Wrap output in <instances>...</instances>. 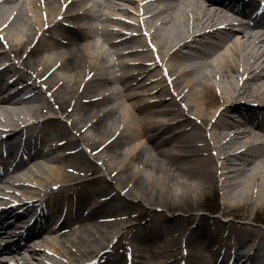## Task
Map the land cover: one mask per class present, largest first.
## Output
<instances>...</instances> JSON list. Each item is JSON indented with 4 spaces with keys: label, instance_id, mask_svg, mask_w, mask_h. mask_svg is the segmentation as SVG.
Returning <instances> with one entry per match:
<instances>
[{
    "label": "bare ground",
    "instance_id": "bare-ground-1",
    "mask_svg": "<svg viewBox=\"0 0 264 264\" xmlns=\"http://www.w3.org/2000/svg\"><path fill=\"white\" fill-rule=\"evenodd\" d=\"M127 4L136 5L133 14ZM240 23L212 0H0L2 64L13 55L26 72L12 62L13 77L30 74L36 86L19 101L32 80L23 89L0 83V137L45 131L36 146L44 159L1 189H24L20 200L37 201L28 211L45 199L53 214L48 222L36 220L41 229L51 227L32 244L11 249L13 264H97L103 246L124 236L136 243L135 257L113 253L103 264H264V231L256 219L264 213V32ZM67 24L80 32L67 33ZM124 80L140 88L113 85ZM43 114L49 119L29 123ZM242 116L246 124L233 122ZM51 136L63 148L50 146ZM82 144L97 154L101 169ZM58 149L64 154L49 160ZM127 181L128 196L162 207L142 227L130 223L143 213L132 212L117 188L107 193L102 186ZM208 200L226 208L224 219L187 214ZM231 212L241 214L231 218ZM190 222H197L191 230ZM17 229L9 242L26 236L24 227ZM9 242L0 245V264H11L1 253L19 245ZM241 248L247 250L242 261L235 251Z\"/></svg>",
    "mask_w": 264,
    "mask_h": 264
},
{
    "label": "rangeland",
    "instance_id": "rangeland-1",
    "mask_svg": "<svg viewBox=\"0 0 264 264\" xmlns=\"http://www.w3.org/2000/svg\"><path fill=\"white\" fill-rule=\"evenodd\" d=\"M128 6H129V9L131 10V14H133L134 12H135V8H136V5H130V4H127ZM133 16V15H132ZM135 16V15H134ZM135 17H137V16H135ZM66 30H68L67 31V33H70V32H73V33H76V32H80V31H74L75 29H72V28H67ZM72 34V33H71ZM99 36V35H98ZM22 53V55L25 57L26 56V53H24V52H21ZM10 58H12L13 59V55L12 56H10ZM2 60H4V57H1L0 58V61H2ZM113 85H115L116 87H118V89H125L127 86H129V87H136V88H140V85H138L137 83H116V84H113ZM139 86V87H138ZM143 86H144V84H143ZM108 88H110V87H108ZM114 90H111L110 92L112 93ZM102 92H105V91H103L102 90ZM110 92H109V94H110ZM100 93V92H99ZM135 93L136 94H141V93H143V91H141L140 89H138L137 91H135ZM126 95H130V94H133V92L132 91H127L126 93H125ZM113 95V94H112ZM85 96H88V95H85ZM84 96V100L86 99V100H89L88 98H86ZM115 103H116V101H115ZM115 103L113 104V105H115ZM56 110H58V108L56 107ZM233 122H234V120H233ZM236 122V121H235ZM66 124L68 125V126H70V121H66ZM78 134L77 133H73V137H75V136H77ZM76 138V137H75ZM107 138H105L104 140H106ZM162 141V140H161ZM160 140H159V143L161 142ZM102 144V143H101ZM157 144H158V142H157ZM105 152H106V154H110L109 153V151H108V149L107 150H105ZM90 156H92L93 157V159L94 160H90V161H92L93 163H94V166L95 167H97L98 169L100 168H102V166L100 165L101 164V161L100 160H98V158L96 157V154H92L91 153V155ZM94 177V176H93ZM129 184V181H127L126 182V184H124V185H121L122 187H120V185H115V186H117L118 188H120L122 191H123V189H124V194H127L126 193V191H128V189L130 188V186L128 185ZM103 186V185H102ZM104 187H106V189L108 190V192L107 193H111V191L113 190V188H112V185H110V186H108V185H106V186H104ZM19 191H21V192H24V189H22L21 190V188L19 187V188H17ZM26 190H35V189H33V188H28V189H26ZM127 200H129L128 201V203H130V204H132L131 206H132V212H134V213H136V214H138V213H143V214H147L145 217H141V219L140 220H137V219H134L133 220V222L132 223H135L136 225H135V227H138V226H143L144 225V223H146V222H148V220L152 217V216H154V214L155 213H160V210H162L161 208L162 207H160V206H151L150 204H148V203H142V202H140V199L139 198H137V197H135V196H127ZM225 209L226 208H224V206H222V205H217V202H216V200H208L206 203H205V205L202 207V208H200L199 210H194V211H187V214H198V216L200 217V216H204V218H206V219H210L209 221L210 222H212V219L211 218H213L214 216H216V217H221L222 216V214H224V211H225ZM211 211H218L217 213L218 214H214V215H212L210 212ZM178 212V211H177ZM181 213H183V212H186V211H180ZM175 213V212H174ZM167 214H171L170 213V211H167L166 212V215ZM231 215H233L234 217H239L240 216V214L241 213H236V212H231L230 213ZM185 217H187V216H185ZM256 219H257V221L262 225V230L264 231V213L263 214H257L256 215ZM102 224V223H101ZM131 224V223H130ZM183 224L182 223H178V224H176L175 226H172V227H170V229L171 230H173V229H175V228H179V227H181ZM196 225H197V222L195 223V222H190L189 223V225H188V228H189V230H191V229H193L194 227H196ZM113 228V227H112ZM117 228V226H114V228L113 229H111V230H114V229H116ZM125 231H126V229H125ZM125 231H123V232H125ZM200 240V239H199ZM108 241H109V239H108ZM108 241H106L105 243L107 244V242ZM129 240L127 239V236H124V237H116V238H114L113 240H112V242H109L108 244H109V246H107V245H105V246H103L104 248L105 247H110V245L111 246H115V247H117V249H121V248H123V249H125V247H126V243L128 242ZM105 251V250H104ZM96 254H94V256H95ZM92 256V255H91ZM9 258V257H8ZM10 260H11V258H9ZM12 261V260H11ZM10 261V262H11Z\"/></svg>",
    "mask_w": 264,
    "mask_h": 264
}]
</instances>
